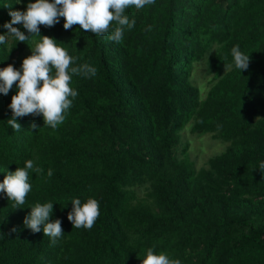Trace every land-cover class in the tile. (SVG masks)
Segmentation results:
<instances>
[{"label": "trees", "instance_id": "16d2710c", "mask_svg": "<svg viewBox=\"0 0 264 264\" xmlns=\"http://www.w3.org/2000/svg\"><path fill=\"white\" fill-rule=\"evenodd\" d=\"M30 2L0 0V35L9 10ZM125 14L136 23L120 43L79 25L65 30L62 17L39 26L77 58L72 66L97 69L72 76L78 96L57 129L28 115L12 130L15 84L0 94V182L29 159L42 169L30 173L26 208L0 193V264H140L149 248L181 264H264V174L256 169L264 162V0H155ZM236 45L250 56L247 70L234 66ZM28 47L31 38L9 37L0 68L19 70ZM186 129L223 150L197 168ZM89 197L98 219L90 230L72 228L71 199ZM47 202L49 222L60 219L64 231L55 245L23 226L27 207Z\"/></svg>", "mask_w": 264, "mask_h": 264}, {"label": "clouds", "instance_id": "9594fccd", "mask_svg": "<svg viewBox=\"0 0 264 264\" xmlns=\"http://www.w3.org/2000/svg\"><path fill=\"white\" fill-rule=\"evenodd\" d=\"M20 0H18V3ZM155 4V0H35L26 4L24 11L9 10L11 17L3 27L6 33L0 35V44H6L12 37L17 42L24 43L31 38V55L23 58L19 70L11 64L0 68V94L7 95L15 84L16 93L11 97L8 108L12 118L7 124L12 130L19 132L20 124L17 118L28 115L41 116L43 126L55 130L64 123L66 113L73 106V100L78 92L71 87L73 75L92 78L97 69L87 63L72 66L77 58L57 44L54 38L40 35V25L53 27L63 18V28L70 30L73 25L95 36H105L108 40L120 43L125 29H132L135 20L129 19L126 10L134 7L137 10ZM5 8L11 6L5 5ZM22 25L27 35L13 25ZM151 25L145 30L151 31ZM34 37H39V40ZM9 53L12 49L8 50ZM235 68L239 71L247 70L250 62L249 54L240 51L239 46L231 49ZM231 69L233 64L224 65ZM30 127L37 128L35 123ZM258 169L264 174V162ZM42 169L35 166L32 159L26 160L24 167H16L15 171L6 172L0 182V193L12 202L13 209H23L26 197L32 190L30 173L39 174ZM53 175V170L47 171V177ZM71 211L67 213V220L72 228L90 230L100 215L99 202L94 198H87L81 202L79 198L71 199ZM62 208L64 207L61 206ZM30 211L23 218V226L32 233L43 232L51 244L55 245L64 236L60 219L50 221L53 212V202L35 203L27 207ZM17 232V228L11 229ZM140 264H181L179 259H172L165 253L155 254L152 248L146 251L143 258L137 256Z\"/></svg>", "mask_w": 264, "mask_h": 264}, {"label": "rangeland", "instance_id": "374dc122", "mask_svg": "<svg viewBox=\"0 0 264 264\" xmlns=\"http://www.w3.org/2000/svg\"><path fill=\"white\" fill-rule=\"evenodd\" d=\"M182 136L183 142L188 143L187 151L189 152L190 160L195 163L197 168L202 166L209 156L211 157L213 154L217 155L224 148L220 142L211 140L209 137L208 141L204 139V142L201 139H197L194 134L189 132V129H186Z\"/></svg>", "mask_w": 264, "mask_h": 264}]
</instances>
